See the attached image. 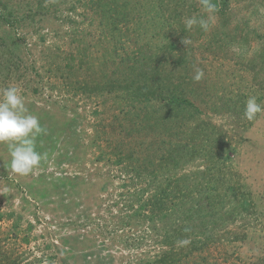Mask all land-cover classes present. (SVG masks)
Returning a JSON list of instances; mask_svg holds the SVG:
<instances>
[{"label":"rangeland","instance_id":"rangeland-1","mask_svg":"<svg viewBox=\"0 0 264 264\" xmlns=\"http://www.w3.org/2000/svg\"><path fill=\"white\" fill-rule=\"evenodd\" d=\"M218 3L204 31L185 23L207 19L200 0H0V90L17 87L45 129L28 175L0 144V264H156L170 243L178 264H264V111L244 117L249 97L264 108V0ZM156 70L189 102L179 115L167 94L123 98ZM161 141L186 154L169 160ZM158 145L172 163L138 180ZM123 190L141 209L124 226Z\"/></svg>","mask_w":264,"mask_h":264},{"label":"trees","instance_id":"trees-1","mask_svg":"<svg viewBox=\"0 0 264 264\" xmlns=\"http://www.w3.org/2000/svg\"><path fill=\"white\" fill-rule=\"evenodd\" d=\"M213 2L216 4V7L219 6L218 2H221L222 4H224L223 3L224 0H213ZM157 76H158L157 70L155 73L152 74V76L150 78L148 76H145L144 73L139 72L137 77L144 78V81L143 82L139 81V84H137L136 82H130L129 84L127 83L126 89H125L126 96L123 98H125V100H127L128 103H131V102L135 103L136 102V104H142L141 102L149 103L153 99H158L161 96H164V94H167L163 99L165 104L168 105V106H164V108L166 109V112L168 113L169 117L172 116V113L179 115L174 110L177 109L178 111H183L186 108V105L189 104V102L185 99L184 93L183 92L179 93L176 90L174 92H171L170 91V85L168 84L169 81L166 82L165 78L162 80L157 79ZM180 81L183 82V80H180ZM111 86H112V84L110 83V88H111ZM131 106L134 107L133 105H131ZM189 106H191V107H189L187 109H192V110H194L193 112L196 111V113H198V109L195 106H192V105H189ZM180 117H182V116H180ZM175 118L177 119V116H175ZM168 130H170V129L168 128ZM201 130H202V126H198V127L194 128L192 135L195 132H200ZM182 135L184 136V134H182ZM189 136H191V135H189ZM198 136H195V137L197 138ZM169 141L172 142V138ZM182 142H183V139L181 138L179 140V144H181ZM215 143H218V141L216 140L213 142V144H215ZM179 144L176 145L175 143H170V145H167V143H163L162 141L159 142V145H161L162 147L164 146V148H167L170 150V152H169L170 155H168V157H167L169 160H172L173 158H180V155H179L180 153L183 155L186 154V150H185L186 146H184V145L182 146ZM159 145L155 147V149H157L156 151L154 150V147L152 148V147L147 146L146 148L150 149L147 156L141 160H139V158H141L142 156H139L137 159V165L136 166H134L135 164L132 165L133 170H134L135 167L141 168L143 165H146L145 162L148 160H151V162H153V163H155V162L159 163L158 165H154V167L150 171H146L145 173H141V171H139L137 169L135 178H137L138 180L141 181V179L144 175L152 176L153 179L155 180L158 176L157 173H158L159 169L163 170V169L167 168L169 166V164L172 163L171 161H169V164H168L166 156L164 154H162V151L159 152L160 147H161ZM187 148H188V146H187ZM198 148H199V146H198ZM183 149H184V152L182 151ZM200 149H202V148H200ZM202 151H204V150H202ZM118 152H119V155L121 154L125 158L129 157V159H132V158L134 159V157L136 156V149H134V148L129 149L127 152H125V150L124 151L121 150ZM208 153H206V156L210 157V154H208ZM204 157H205V155H204ZM146 158H149V159L146 160ZM164 160H165V163L161 164L160 161H164ZM119 161L120 160H117L116 162L118 163ZM132 166H130V168ZM219 175H220L219 179L217 181H215L217 186H220V184L224 178V174L221 171L219 172ZM222 186H223V184H222ZM122 187H124V186H122ZM178 187H179L178 189L180 190L181 187L180 186H178ZM227 187H229V186H227ZM229 190L232 191L231 187L229 188ZM181 193H182V191H181ZM210 193H211V189H210L209 194ZM212 193H214V192H212ZM231 194L234 196L235 192L232 191ZM133 195L134 194H130V192H126L124 190L118 194L119 197H121V198L125 197V198H124V201L116 202V204L117 205L120 204L122 208L126 207L127 210L131 212V213H128V211H126V212L122 211L123 213H120V218L118 217L117 220L121 221L120 225H122V226L127 225V224L130 225L132 220L140 217L139 213H140L141 209L139 207H135V209H134V206L130 204V200H132ZM206 195H208V194H205L204 198H206L207 201H209V202L211 201L210 199L214 198V196L215 197L219 196V194L213 195V196L211 195L207 198ZM136 197H137V195H136ZM136 201H137V198H136ZM137 202H140V201L138 200ZM217 202L219 203V201H217ZM243 202H244V200L242 199L241 200L242 205L238 206L240 208V212H237V213H242V212H245L248 210L247 205L245 203L243 205ZM239 203L237 205H239ZM197 204L200 206L199 202ZM236 210L237 209L235 207H232L233 214L235 213ZM198 212H200V211H198ZM232 212H231V214H232ZM197 217H199V213H198ZM184 231H185V228L180 226L176 230L172 231V236L174 238H180V237H182V234L184 233ZM172 245L173 244L170 243L169 244L170 248L167 251H162L160 253L161 258L156 257V260L154 261L156 264H178L180 262L181 252L178 253V251H176V249H173ZM162 246H165V245H162ZM1 261H2V259H0V262ZM146 264H148V263H146Z\"/></svg>","mask_w":264,"mask_h":264},{"label":"clouds","instance_id":"clouds-1","mask_svg":"<svg viewBox=\"0 0 264 264\" xmlns=\"http://www.w3.org/2000/svg\"><path fill=\"white\" fill-rule=\"evenodd\" d=\"M200 5L207 19L204 17H191L186 19V27L194 25L207 31L209 21L214 18L217 11L213 0H200ZM185 44V42L183 41ZM204 72L197 69L194 79L199 81ZM264 108L257 102L255 97H249L244 109V117L248 120L256 118ZM38 117L28 114L24 107V99L15 86H9L0 90V144L7 145L11 157L10 170L13 174L28 175L39 165L42 154L36 151V139L44 133Z\"/></svg>","mask_w":264,"mask_h":264}]
</instances>
